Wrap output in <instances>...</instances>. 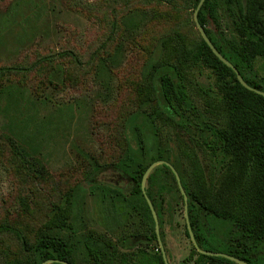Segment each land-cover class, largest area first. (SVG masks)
Returning a JSON list of instances; mask_svg holds the SVG:
<instances>
[{"label": "trees", "instance_id": "1", "mask_svg": "<svg viewBox=\"0 0 264 264\" xmlns=\"http://www.w3.org/2000/svg\"><path fill=\"white\" fill-rule=\"evenodd\" d=\"M198 2L103 0L112 19L102 12L107 37L93 49L39 53L0 66V96L8 101L25 95L31 81L35 95L76 88L89 75L113 72L125 51L142 58L121 84L128 94L108 126L111 152L86 158L87 192L80 180L56 186L34 160L26 127L6 137L20 192L17 207L0 213V264H165L146 197L165 251L164 226L175 207L184 209V199L165 164L152 169L142 191L143 173L156 160L179 175L199 248L264 264V95L243 86L204 41L193 16ZM197 19L245 82L264 92V76L255 69L256 58L264 59V0H204ZM108 168L125 175L128 191L96 180ZM48 187L50 197L43 196ZM87 196L99 227L87 216ZM184 233L190 240L186 223ZM190 243L185 264H237Z\"/></svg>", "mask_w": 264, "mask_h": 264}, {"label": "rangeland", "instance_id": "2", "mask_svg": "<svg viewBox=\"0 0 264 264\" xmlns=\"http://www.w3.org/2000/svg\"><path fill=\"white\" fill-rule=\"evenodd\" d=\"M109 10L111 4H104L103 0H0V66H11L26 57L33 59L39 53L93 49L107 37L102 12L112 19ZM124 42L125 47H131L129 40ZM121 60L113 72L102 77L89 75L76 88L60 85L35 95L31 81L23 96L8 101L0 96V213L17 207L14 204L20 184L10 162L11 147L6 137H13L12 129L19 127H26L22 131L27 134L26 143L34 147V160L44 165L58 188L80 180L87 192L90 182L84 178L86 158L111 152L108 126L116 115L117 103L121 104L128 94L127 90L122 91L121 84L142 63L140 55L130 56L126 51ZM255 69L259 76H264V59L256 58ZM203 80L208 81L205 77ZM21 118L26 119L19 124ZM95 178L129 190V180L116 169L108 168ZM24 190L27 194L28 188ZM48 190L49 187L43 190V196L45 193L50 197ZM86 210L91 224L99 227L90 196ZM184 225L183 209L177 206L172 220L164 226L169 264H185L191 250Z\"/></svg>", "mask_w": 264, "mask_h": 264}, {"label": "water", "instance_id": "3", "mask_svg": "<svg viewBox=\"0 0 264 264\" xmlns=\"http://www.w3.org/2000/svg\"><path fill=\"white\" fill-rule=\"evenodd\" d=\"M204 0H199L195 10H194V13H193V16H194V21H195V24H196V28L198 29L199 33L201 34L202 38L204 39V41L207 43V45L210 47V49L212 50V52L224 63L226 64L227 66H229L236 74V77L237 79L239 80V82L245 86L246 88L248 89H251V90H254L256 92H258L259 94L261 95H264V92L261 91V90H257L253 87H251L250 85H248L245 80L243 79V77L241 76V74L239 73V71L236 69V67L234 65L231 64V62H229L225 57H223L221 55V53L214 47V45L211 43V40L207 37L203 27L198 23V19H197V13L202 5ZM159 164H165L167 166H169L172 171L174 172L175 174V178H176V181L178 183V186L181 190V193L183 194V199H184V209H183V215H184V219H185V223H186V226H187V230H188V234H189V237H190V240L192 241L193 245L196 247V249L203 253V254H206V255H211V256H221V257H225L227 259H230L234 262H236L237 264H249L247 263L246 261L242 260V259H239L235 256H232L230 254H227V253H223V252H216V251H208V250H203L201 248H199L197 246V243L195 241V238H194V235H193V232L191 230V227L189 225V222H188V215H187V197L184 193V190L182 189L181 187V184H180V178H179V175L177 173V171L174 169V167L167 161L165 160H156L154 162H152L151 164H149V166L146 168L145 172L143 173V176H142V180H141V189L142 191L144 192L145 191V182H146V179L149 175V173L152 171V169L159 165ZM146 200H147V203L150 207V210H151V213H152V216H153V219H154V222H155V232L157 234V238H158V243H159V247H160V250H161V254H162V257H163V260L165 262V264H169L168 263V260H167V257H166V253H165V250H164V247H163V244L161 242V239L159 237V225H158V220H157V216H156V213L152 207V204L150 202V200L146 197ZM53 262H56V263H60V264H69L67 263L66 261H61V260H57V259H47V260H44L41 264H50V263H53Z\"/></svg>", "mask_w": 264, "mask_h": 264}, {"label": "flooded vegetation", "instance_id": "4", "mask_svg": "<svg viewBox=\"0 0 264 264\" xmlns=\"http://www.w3.org/2000/svg\"><path fill=\"white\" fill-rule=\"evenodd\" d=\"M240 259V258H239Z\"/></svg>", "mask_w": 264, "mask_h": 264}]
</instances>
